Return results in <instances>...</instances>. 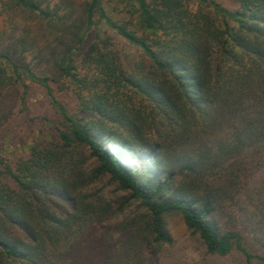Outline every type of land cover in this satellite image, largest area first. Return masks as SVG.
<instances>
[{
	"label": "trees",
	"instance_id": "obj_1",
	"mask_svg": "<svg viewBox=\"0 0 264 264\" xmlns=\"http://www.w3.org/2000/svg\"><path fill=\"white\" fill-rule=\"evenodd\" d=\"M76 1L13 0L62 55L51 77L0 51V264H159L173 214L208 255L264 264V0H84L69 22ZM26 81L57 118L7 157Z\"/></svg>",
	"mask_w": 264,
	"mask_h": 264
},
{
	"label": "rangeland",
	"instance_id": "obj_2",
	"mask_svg": "<svg viewBox=\"0 0 264 264\" xmlns=\"http://www.w3.org/2000/svg\"><path fill=\"white\" fill-rule=\"evenodd\" d=\"M38 1L42 3V7L52 9L60 6L63 0ZM82 1L84 0L76 1L71 7L64 9L63 13L71 14L69 22L80 18ZM218 1L229 2V0ZM12 5L13 0H0V51L8 48L10 54L17 57L23 48L25 52L20 56L24 62L31 61L35 69L43 71V75L56 77L58 74L54 71L52 61L60 58L62 48L57 40L52 41V37L49 35L51 28L45 25V22L31 19L30 16L22 14L18 9L13 10ZM87 43H91L90 37H88ZM26 82L28 94L24 107L22 106L24 111L19 113L22 108L19 101L15 108L17 114L2 131V150L7 157L24 153L21 144L24 143V147L33 138L45 136L46 132L51 131L57 118L44 89L30 81ZM7 90L6 87L5 92H8ZM96 188L101 190L115 206L124 204L129 198V193L116 190L115 186L107 179L96 184ZM135 207L136 204L127 206L125 216L134 212ZM118 221L119 219L113 221V224ZM166 228L173 239V245L164 247L160 251L159 264H244L242 256L237 252L226 257L208 255L198 235L186 228L179 215L167 216ZM110 232L115 233V230L112 228ZM262 250H264V240L260 245H255V253H261Z\"/></svg>",
	"mask_w": 264,
	"mask_h": 264
}]
</instances>
